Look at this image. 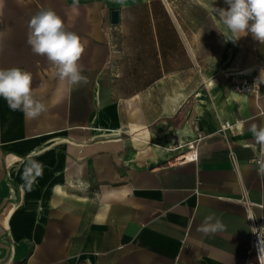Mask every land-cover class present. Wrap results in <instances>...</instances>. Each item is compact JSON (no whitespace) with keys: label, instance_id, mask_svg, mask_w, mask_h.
<instances>
[{"label":"crops","instance_id":"crops-1","mask_svg":"<svg viewBox=\"0 0 264 264\" xmlns=\"http://www.w3.org/2000/svg\"><path fill=\"white\" fill-rule=\"evenodd\" d=\"M227 7L0 0V68L30 72L48 105L27 119L0 97V264H257L246 248L264 217V146L249 128L264 126V86L237 94L227 77L264 81V44L226 40L213 9ZM42 8L84 42L86 84L61 81L31 51ZM197 136V162L175 166L170 149ZM32 162L41 174L29 185ZM213 213L223 230L197 232Z\"/></svg>","mask_w":264,"mask_h":264},{"label":"clouds","instance_id":"clouds-1","mask_svg":"<svg viewBox=\"0 0 264 264\" xmlns=\"http://www.w3.org/2000/svg\"><path fill=\"white\" fill-rule=\"evenodd\" d=\"M225 4L227 8L213 10L226 29L223 32L226 40L236 42L250 34L255 41L264 44V0H225ZM27 44L34 54L46 57L61 81H67L70 85L88 82L79 63L85 52V44L77 33L65 26L64 20L55 10L42 8L31 16ZM0 97L7 101L13 111H22L27 119L39 118L48 111V105L35 95L32 74L20 67L0 68ZM249 131L255 142L264 146V126L252 124ZM33 173L37 176L41 174V166L35 162L24 171L23 179L29 185ZM223 228V223L213 213L204 217L196 231L209 235ZM258 258L264 264V245L260 246Z\"/></svg>","mask_w":264,"mask_h":264},{"label":"built area","instance_id":"built-area-1","mask_svg":"<svg viewBox=\"0 0 264 264\" xmlns=\"http://www.w3.org/2000/svg\"><path fill=\"white\" fill-rule=\"evenodd\" d=\"M228 83L231 89L237 94H250L254 98H258L261 95V90L264 86V81L256 76H246L241 73H230L227 77ZM264 108L258 110V114L262 115ZM229 123L225 122L220 127V131L228 129ZM203 136H197L192 141L184 144L177 145L170 151L178 152L173 159L175 166H182L186 164H194L198 160V148L203 141ZM244 203L249 206L245 201ZM264 245V217H259L253 220V227L251 231V237L249 244L246 248L247 255H253L256 259L257 264H262L258 258L260 254V246Z\"/></svg>","mask_w":264,"mask_h":264},{"label":"water","instance_id":"water-1","mask_svg":"<svg viewBox=\"0 0 264 264\" xmlns=\"http://www.w3.org/2000/svg\"><path fill=\"white\" fill-rule=\"evenodd\" d=\"M110 22L112 24H116L117 23V13H116V11H111L110 12Z\"/></svg>","mask_w":264,"mask_h":264},{"label":"rangeland","instance_id":"rangeland-1","mask_svg":"<svg viewBox=\"0 0 264 264\" xmlns=\"http://www.w3.org/2000/svg\"><path fill=\"white\" fill-rule=\"evenodd\" d=\"M1 120V119H0Z\"/></svg>","mask_w":264,"mask_h":264}]
</instances>
